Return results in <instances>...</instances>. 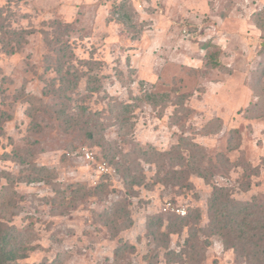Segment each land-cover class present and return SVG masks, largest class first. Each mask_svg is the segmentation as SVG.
Returning <instances> with one entry per match:
<instances>
[{
	"label": "rangeland",
	"instance_id": "1",
	"mask_svg": "<svg viewBox=\"0 0 264 264\" xmlns=\"http://www.w3.org/2000/svg\"><path fill=\"white\" fill-rule=\"evenodd\" d=\"M262 9L0 0V219L25 230L26 262L246 264L210 228L209 201L214 187L264 200ZM120 201L134 222L113 236L96 214Z\"/></svg>",
	"mask_w": 264,
	"mask_h": 264
},
{
	"label": "trees",
	"instance_id": "2",
	"mask_svg": "<svg viewBox=\"0 0 264 264\" xmlns=\"http://www.w3.org/2000/svg\"><path fill=\"white\" fill-rule=\"evenodd\" d=\"M263 14L264 9L256 11L253 15L254 23L262 30H264V19L261 17ZM51 24L60 25L62 22L54 20ZM63 26L68 27V24H63ZM26 31H14V33L18 34L20 38H23L24 33H32V30ZM6 32L5 26H3V22L0 20L1 36ZM43 32L47 33L45 30ZM210 45L211 43H202L203 48L208 51L207 57L210 64L216 65L215 61H217V59L215 58V51L212 52L211 50L210 52ZM4 48L9 53L15 51L14 48L7 46V44L4 45ZM89 61L91 64L95 63L92 60ZM57 72L61 73V70H58ZM260 72L264 75V58ZM100 87L101 84L94 88V93H100ZM47 93L48 92L46 91L45 94ZM151 97L153 96H150V98ZM28 100L32 103V106L36 103L35 96L33 95H30ZM32 106L28 109V112L30 113L33 111ZM121 107L129 108L130 104H122ZM81 108L83 109L81 110ZM87 111L88 107L82 105L80 106V110H78V115H85L86 113H89ZM95 119L97 121L98 117ZM70 120H74L75 122L78 120V117L76 119L71 118ZM96 126L97 124L87 126V133L90 137L93 136V127ZM143 152L147 153V151ZM154 153L157 152L155 151ZM158 154L160 155V152H158ZM3 156H10V154L4 152ZM223 191V188L214 187L211 195L209 201V208L212 215L210 228L215 233L221 235L224 245L227 248L233 249L238 259L246 264H264V200L258 197H254L251 200H238L231 196L224 195ZM96 216L98 219L106 221L105 223L110 229H112L113 236L117 235L119 229L130 227L134 222L133 218H131L129 208L123 203V201H120L119 204L105 210L104 212L96 214ZM119 219H121V226L115 228L114 225L118 223ZM183 219L185 220V218ZM186 224L187 219L184 221V225ZM151 226L150 223L149 227ZM25 236L24 229H21L14 224H8L0 219V264H46L44 262L29 263L25 261L33 249V246L27 243L28 241H26ZM131 248L133 249L134 246L128 244H122V246H119L116 252L117 258L124 256V253ZM171 253L175 254V252H170V254ZM50 264L63 263L55 259ZM116 264H118L117 261Z\"/></svg>",
	"mask_w": 264,
	"mask_h": 264
},
{
	"label": "built area",
	"instance_id": "3",
	"mask_svg": "<svg viewBox=\"0 0 264 264\" xmlns=\"http://www.w3.org/2000/svg\"><path fill=\"white\" fill-rule=\"evenodd\" d=\"M87 158H89V159L92 158V154L88 152V153H87ZM100 167H102V168L105 169V170L108 169V168H105V167L102 166V165H101ZM183 213H185V212H183Z\"/></svg>",
	"mask_w": 264,
	"mask_h": 264
}]
</instances>
